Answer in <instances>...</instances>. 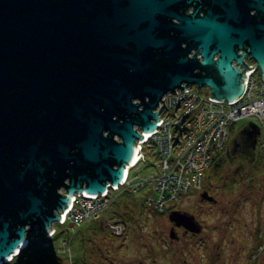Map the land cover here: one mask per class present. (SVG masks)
I'll use <instances>...</instances> for the list:
<instances>
[{
	"label": "water",
	"instance_id": "water-1",
	"mask_svg": "<svg viewBox=\"0 0 264 264\" xmlns=\"http://www.w3.org/2000/svg\"><path fill=\"white\" fill-rule=\"evenodd\" d=\"M198 1L0 0V264L44 240L75 194L120 185L164 96L238 100L253 71L242 44L264 81V1L220 0L222 20L178 13ZM246 128L255 147L260 128Z\"/></svg>",
	"mask_w": 264,
	"mask_h": 264
},
{
	"label": "rangeland",
	"instance_id": "rangeland-1",
	"mask_svg": "<svg viewBox=\"0 0 264 264\" xmlns=\"http://www.w3.org/2000/svg\"><path fill=\"white\" fill-rule=\"evenodd\" d=\"M255 78L260 79L258 70ZM199 91L200 96H209L208 89ZM254 121L234 124L227 142L239 128L256 124L260 128L257 158L248 162L230 155L226 142L220 152L230 161L225 160L219 180L207 179L208 169L199 190L174 206L170 203L167 212H154L147 204L157 196L151 185L137 194L124 192L126 187L118 185V190H110V206L97 219L79 225L56 224L52 235L40 241L31 239L27 249L7 264H21L36 254L44 259L56 254L59 264H264V125ZM145 155L146 161L138 164L143 180L157 173L159 163L152 153ZM204 193L213 201L203 199ZM192 211L205 228L202 236L165 244L171 225L166 218L153 215Z\"/></svg>",
	"mask_w": 264,
	"mask_h": 264
},
{
	"label": "built area",
	"instance_id": "built-area-1",
	"mask_svg": "<svg viewBox=\"0 0 264 264\" xmlns=\"http://www.w3.org/2000/svg\"><path fill=\"white\" fill-rule=\"evenodd\" d=\"M255 75V71L244 74L247 77L244 93L230 103L202 97L196 86L164 96L156 110L160 119L156 130L135 143L139 152L125 168L119 185L126 187L123 191L137 194L151 185L157 196L148 199L147 204L154 212L163 213L170 203L174 206L190 192L199 190L214 155L226 144L234 124L253 119L264 125V81ZM145 152L159 161L157 173L147 180L140 178L138 170V164L146 161ZM112 189L118 190L115 186L99 195L75 194L56 224L79 225L97 219L110 206Z\"/></svg>",
	"mask_w": 264,
	"mask_h": 264
},
{
	"label": "flooded vegetation",
	"instance_id": "flooded-vegetation-1",
	"mask_svg": "<svg viewBox=\"0 0 264 264\" xmlns=\"http://www.w3.org/2000/svg\"><path fill=\"white\" fill-rule=\"evenodd\" d=\"M241 1V0H236ZM244 1V0H243ZM264 1V0H263ZM178 13H183L186 16H190L192 14H196V18H204L207 16L208 13H211L212 15L220 16L218 20H222L223 16V6L220 3V0H199L198 2H192L191 4H184L180 10H177ZM256 10H250L247 14V17L250 20L255 21L254 23L248 22L249 27L255 26V23H258L262 16L261 14ZM252 18V19H251ZM171 22L174 24H177V19H172ZM249 51L247 46L245 44H242V47L240 49L235 48V53L237 56H240L245 53V56L243 57V63L247 68H252L253 71L257 73V69H253L255 67V63L247 57L246 53ZM218 54L215 55L214 60L217 58ZM231 66H236V61L233 60L231 62ZM241 67H238L240 69ZM229 149V151H228ZM225 151L230 152V155H233L235 157H242L244 160L251 162L255 158H257L256 152H257V146L253 147L252 142L250 141V134L248 129L243 126L242 128H239L232 136V138L229 139V141L226 144ZM255 156V158H254ZM187 213V212H186ZM190 216L194 217V221L196 222V225H191L187 222L186 226H176L175 223H172L169 219V215L163 214V215H153L155 218H166L170 223V230H169V238L168 240L166 237H163V240H167L170 244H173V240L177 243H180L182 239L186 238H192V237H200V235L205 231V228L203 224L199 221L198 215L195 214L193 211L187 213ZM151 236V235H150ZM202 236V235H201ZM150 257V255H149ZM154 258V257H153ZM153 262H156L153 259Z\"/></svg>",
	"mask_w": 264,
	"mask_h": 264
},
{
	"label": "trees",
	"instance_id": "trees-1",
	"mask_svg": "<svg viewBox=\"0 0 264 264\" xmlns=\"http://www.w3.org/2000/svg\"><path fill=\"white\" fill-rule=\"evenodd\" d=\"M261 156H260V158H261ZM229 159H230V157H228V156L227 157L225 156V159H224L222 157L221 152L216 153L214 155L212 161H211V165L209 168L211 170V175L207 176V179L209 178V180H215V178H216L217 180H219L218 179L220 176L219 173L221 170H223V168L225 167V164H226L225 160H229ZM36 255H35V257L33 256V258H29L21 264H59V258L56 254H54L53 257L46 258V259L39 258V256H36Z\"/></svg>",
	"mask_w": 264,
	"mask_h": 264
},
{
	"label": "bare ground",
	"instance_id": "bare-ground-1",
	"mask_svg": "<svg viewBox=\"0 0 264 264\" xmlns=\"http://www.w3.org/2000/svg\"><path fill=\"white\" fill-rule=\"evenodd\" d=\"M240 69H241V68H240ZM129 174H130V171H129ZM14 258H16V257H11V260H14ZM11 260H10V261H11ZM10 261H9V262H10ZM7 263H8V261H7ZM7 263H6V262H3L2 264H7Z\"/></svg>",
	"mask_w": 264,
	"mask_h": 264
}]
</instances>
